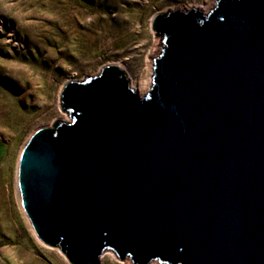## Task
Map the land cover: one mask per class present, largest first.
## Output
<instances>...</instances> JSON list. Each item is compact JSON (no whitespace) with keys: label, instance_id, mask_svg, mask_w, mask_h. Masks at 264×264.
<instances>
[{"label":"water","instance_id":"95a60500","mask_svg":"<svg viewBox=\"0 0 264 264\" xmlns=\"http://www.w3.org/2000/svg\"><path fill=\"white\" fill-rule=\"evenodd\" d=\"M215 2L154 17L147 95L117 65L70 81L72 122L25 146L22 204L69 264H264V0Z\"/></svg>","mask_w":264,"mask_h":264},{"label":"rangeland","instance_id":"374dc122","mask_svg":"<svg viewBox=\"0 0 264 264\" xmlns=\"http://www.w3.org/2000/svg\"><path fill=\"white\" fill-rule=\"evenodd\" d=\"M215 6V0H0V264H69L58 247L40 241L17 193L31 137L58 119L72 122L59 108L62 88L117 65L139 94L143 81L152 85V58L164 47L151 29L154 17L192 7L207 15ZM99 262L133 264L111 250Z\"/></svg>","mask_w":264,"mask_h":264},{"label":"bare ground","instance_id":"6f19581e","mask_svg":"<svg viewBox=\"0 0 264 264\" xmlns=\"http://www.w3.org/2000/svg\"><path fill=\"white\" fill-rule=\"evenodd\" d=\"M150 86H151V84H150V82L148 80L143 81V83L140 84V88H139V91H138L139 94L138 95L140 96L142 93L147 92L148 89L150 88ZM19 192H20V190H19ZM19 192L17 191L18 196H20V199L22 200L21 192L20 193Z\"/></svg>","mask_w":264,"mask_h":264},{"label":"trees","instance_id":"16d2710c","mask_svg":"<svg viewBox=\"0 0 264 264\" xmlns=\"http://www.w3.org/2000/svg\"><path fill=\"white\" fill-rule=\"evenodd\" d=\"M59 247H61V243H59V245H58Z\"/></svg>","mask_w":264,"mask_h":264}]
</instances>
